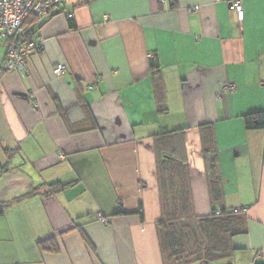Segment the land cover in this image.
<instances>
[{"label":"crops","instance_id":"1","mask_svg":"<svg viewBox=\"0 0 264 264\" xmlns=\"http://www.w3.org/2000/svg\"><path fill=\"white\" fill-rule=\"evenodd\" d=\"M232 1L66 0L24 75L0 43V264H166L158 138L176 129L188 213L245 208L215 264H264V127L243 121L264 111V0L241 19Z\"/></svg>","mask_w":264,"mask_h":264},{"label":"trees","instance_id":"2","mask_svg":"<svg viewBox=\"0 0 264 264\" xmlns=\"http://www.w3.org/2000/svg\"><path fill=\"white\" fill-rule=\"evenodd\" d=\"M149 67L152 73L158 72L154 57L150 58ZM158 110H165L164 104H159ZM243 121L246 129L262 128L264 111L247 113ZM180 131L176 129L164 134L160 140L158 138L159 151H168L163 152L165 160L158 168L163 198L162 218L157 227L163 261L166 264H215L230 257L234 251L229 243L231 236L244 232L239 224L242 212L213 206L206 217L194 218L188 213L184 166L177 164L179 160L173 155L176 148L172 140L173 137L180 138ZM55 187L62 189L64 186ZM52 191H57L54 185ZM215 209L219 210L218 214ZM139 214L142 215L141 211ZM39 246L44 248L43 242Z\"/></svg>","mask_w":264,"mask_h":264},{"label":"built area","instance_id":"3","mask_svg":"<svg viewBox=\"0 0 264 264\" xmlns=\"http://www.w3.org/2000/svg\"><path fill=\"white\" fill-rule=\"evenodd\" d=\"M66 0H0V42L6 45L2 70H18L25 73L26 60L32 52L44 50L42 39L34 36V30L44 17H50L53 10L64 4ZM231 7L239 19L242 18L241 0H233ZM70 18L71 14H67ZM66 66L58 64L53 69L56 76H61ZM235 86L223 83L218 92H234ZM245 211V208L242 209ZM218 214L219 210L215 209Z\"/></svg>","mask_w":264,"mask_h":264},{"label":"water","instance_id":"4","mask_svg":"<svg viewBox=\"0 0 264 264\" xmlns=\"http://www.w3.org/2000/svg\"><path fill=\"white\" fill-rule=\"evenodd\" d=\"M49 17H44L42 20L39 21L38 26L44 23Z\"/></svg>","mask_w":264,"mask_h":264},{"label":"rangeland","instance_id":"5","mask_svg":"<svg viewBox=\"0 0 264 264\" xmlns=\"http://www.w3.org/2000/svg\"><path fill=\"white\" fill-rule=\"evenodd\" d=\"M0 43H1V46L3 47V46H4V45H3V42L1 41ZM242 209H243V208H240L239 210H240L242 213L245 212V211H243Z\"/></svg>","mask_w":264,"mask_h":264},{"label":"bare ground","instance_id":"6","mask_svg":"<svg viewBox=\"0 0 264 264\" xmlns=\"http://www.w3.org/2000/svg\"><path fill=\"white\" fill-rule=\"evenodd\" d=\"M3 72V71H2Z\"/></svg>","mask_w":264,"mask_h":264}]
</instances>
